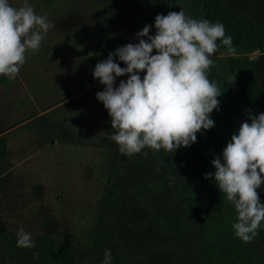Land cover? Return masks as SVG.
<instances>
[{
    "label": "rangeland",
    "instance_id": "rangeland-1",
    "mask_svg": "<svg viewBox=\"0 0 264 264\" xmlns=\"http://www.w3.org/2000/svg\"><path fill=\"white\" fill-rule=\"evenodd\" d=\"M207 1L28 0L36 14L46 15L53 27L39 51L25 54L19 74L0 83V231L16 235L22 227L29 234L49 233L86 244L113 152L92 144L61 142L50 136L40 116L100 84L93 76L90 56L111 48L108 34L118 37L123 46L135 44L139 42L136 34L145 25H151L149 35H155L157 15L184 10L187 16L201 20ZM9 3L18 8L24 0ZM226 4L234 11L252 12L264 22V0H226ZM221 53H226L224 47L212 56L214 66L208 70V79L221 91L219 106L210 114L214 126L200 132L214 134L227 145L242 123L251 122L249 116L264 113L262 106L245 99L243 86L229 79L233 77L231 64L253 61L264 80V50ZM213 159L202 157L193 176V208L204 224L200 230L210 227L215 248L226 264H264V221L251 242L234 235V206L214 177L205 178L216 171ZM257 192L264 204V184Z\"/></svg>",
    "mask_w": 264,
    "mask_h": 264
},
{
    "label": "trees",
    "instance_id": "trees-1",
    "mask_svg": "<svg viewBox=\"0 0 264 264\" xmlns=\"http://www.w3.org/2000/svg\"><path fill=\"white\" fill-rule=\"evenodd\" d=\"M203 19L223 24L225 36L232 37L236 50H264V22L252 12L234 11L226 0H210ZM108 35L111 48L91 54V66L123 47L118 37ZM114 61L126 67L117 57ZM231 71L234 83L245 89V99L264 110V80L253 61L243 59L234 67L231 64ZM127 79V75L117 77L114 87ZM5 80L6 76H0V83ZM104 88L100 83L40 116L50 136L61 142L92 144L113 152L95 225L86 244L40 233L30 234L35 241L33 248H21L17 247V235L0 231V262L103 264L105 250L110 249L111 264H226L215 248L210 227L200 230L204 224L193 208L197 162L202 157H222L226 144L214 134L198 132L195 143L181 146L174 153L145 148L127 156L111 140L116 130L111 128V117L103 103L96 99V93Z\"/></svg>",
    "mask_w": 264,
    "mask_h": 264
},
{
    "label": "clouds",
    "instance_id": "clouds-1",
    "mask_svg": "<svg viewBox=\"0 0 264 264\" xmlns=\"http://www.w3.org/2000/svg\"><path fill=\"white\" fill-rule=\"evenodd\" d=\"M52 27L47 16L37 15L28 0L18 8L9 0H0V76L14 79L26 62L25 54L39 51ZM151 27L145 25L136 34L138 43L117 48L93 71L94 78L105 86L96 99L103 103L111 128L116 130L111 140L127 156L145 148L174 153L195 143L202 129L212 128L210 114L218 108L221 95L208 79V70L214 66L212 56L221 46L226 49L221 55L236 51L223 24L196 20L184 10L157 15L155 35H149ZM125 75L128 79L114 87L116 78ZM249 120L231 136L222 157L211 161L216 171L205 175L206 179L214 177L220 192L234 206V235L245 243L252 241L264 221V204L257 192L264 184V113L249 116ZM16 235L17 247L35 246L22 227ZM111 260L107 249L103 264H111Z\"/></svg>",
    "mask_w": 264,
    "mask_h": 264
}]
</instances>
